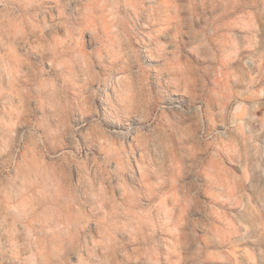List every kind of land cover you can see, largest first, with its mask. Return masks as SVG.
Here are the masks:
<instances>
[{"label":"clouds","instance_id":"clouds-1","mask_svg":"<svg viewBox=\"0 0 264 264\" xmlns=\"http://www.w3.org/2000/svg\"><path fill=\"white\" fill-rule=\"evenodd\" d=\"M0 264H264V0H0Z\"/></svg>","mask_w":264,"mask_h":264}]
</instances>
